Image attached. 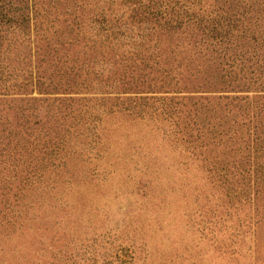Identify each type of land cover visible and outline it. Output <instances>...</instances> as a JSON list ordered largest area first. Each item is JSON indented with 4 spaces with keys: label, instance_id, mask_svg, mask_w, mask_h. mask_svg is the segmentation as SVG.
Returning <instances> with one entry per match:
<instances>
[{
    "label": "rangeland",
    "instance_id": "374dc122",
    "mask_svg": "<svg viewBox=\"0 0 264 264\" xmlns=\"http://www.w3.org/2000/svg\"><path fill=\"white\" fill-rule=\"evenodd\" d=\"M153 1L5 0L0 264H264V44Z\"/></svg>",
    "mask_w": 264,
    "mask_h": 264
},
{
    "label": "trees",
    "instance_id": "16d2710c",
    "mask_svg": "<svg viewBox=\"0 0 264 264\" xmlns=\"http://www.w3.org/2000/svg\"><path fill=\"white\" fill-rule=\"evenodd\" d=\"M149 1L150 3H148V7L154 5L153 0ZM242 1L243 0H224L225 4L227 5V7L223 9L225 10L226 15H222V18L219 17V19H221L219 21L221 28L218 27L217 33L215 35L220 39V42H224L226 44V49H231L233 59H241L243 58V56H247L249 52L252 53V51L254 50L252 49V51H250V49L252 48V43L257 44L259 42V45L264 44V0H255L248 6H246L247 4L241 5ZM4 2L5 0H0V23L7 18L8 14V10L5 9L6 4ZM158 6L159 4L153 7V12H150V18L154 21L160 18H164V20L168 23L174 22L178 24L180 15L185 16V14L181 13L180 15H177V21H173L170 16H173L171 14L173 12L175 13L176 11L174 10V7H172L166 13H164L165 17H162L159 15L160 11L158 9ZM250 11L254 13H252V16L251 14H249ZM246 18L247 20H245ZM9 20L10 19H7L6 21ZM245 21L248 25H252V28L250 30L247 29L244 25ZM215 30L216 28H214L213 32ZM233 31H236L237 37H241L242 44L239 47L236 43L234 45L231 40ZM232 45L233 48H231ZM253 53L255 54V52ZM261 84L264 85V79L262 80Z\"/></svg>",
    "mask_w": 264,
    "mask_h": 264
}]
</instances>
